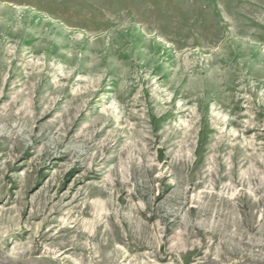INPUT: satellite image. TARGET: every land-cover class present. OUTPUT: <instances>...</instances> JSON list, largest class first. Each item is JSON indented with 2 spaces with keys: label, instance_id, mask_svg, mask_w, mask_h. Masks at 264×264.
Returning <instances> with one entry per match:
<instances>
[{
  "label": "rangeland",
  "instance_id": "374dc122",
  "mask_svg": "<svg viewBox=\"0 0 264 264\" xmlns=\"http://www.w3.org/2000/svg\"><path fill=\"white\" fill-rule=\"evenodd\" d=\"M0 262L264 263V0H0Z\"/></svg>",
  "mask_w": 264,
  "mask_h": 264
},
{
  "label": "water",
  "instance_id": "95a60500",
  "mask_svg": "<svg viewBox=\"0 0 264 264\" xmlns=\"http://www.w3.org/2000/svg\"><path fill=\"white\" fill-rule=\"evenodd\" d=\"M208 264H218V263H208ZM247 264H264V263L263 262H249Z\"/></svg>",
  "mask_w": 264,
  "mask_h": 264
},
{
  "label": "bare ground",
  "instance_id": "6f19581e",
  "mask_svg": "<svg viewBox=\"0 0 264 264\" xmlns=\"http://www.w3.org/2000/svg\"><path fill=\"white\" fill-rule=\"evenodd\" d=\"M132 219V218H131ZM129 220V219H128ZM131 221V220H130ZM134 222V221H133ZM132 222H130V224H131ZM141 225V224H140ZM130 227V226H129ZM136 227H137V225H136ZM141 227V226H140ZM143 228V227H142ZM146 230V229H145ZM126 232V231H125ZM127 236V235H126Z\"/></svg>",
  "mask_w": 264,
  "mask_h": 264
}]
</instances>
